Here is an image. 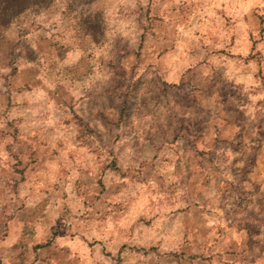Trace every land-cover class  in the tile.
Listing matches in <instances>:
<instances>
[{
	"label": "rangeland",
	"instance_id": "1",
	"mask_svg": "<svg viewBox=\"0 0 264 264\" xmlns=\"http://www.w3.org/2000/svg\"><path fill=\"white\" fill-rule=\"evenodd\" d=\"M12 1L0 264H264V127L222 154L236 77L198 72L232 29L195 0Z\"/></svg>",
	"mask_w": 264,
	"mask_h": 264
},
{
	"label": "crops",
	"instance_id": "2",
	"mask_svg": "<svg viewBox=\"0 0 264 264\" xmlns=\"http://www.w3.org/2000/svg\"><path fill=\"white\" fill-rule=\"evenodd\" d=\"M195 1L199 2L204 15L207 14L210 24L214 22L220 27L225 22L232 29L233 35L228 38L218 34L210 36L206 63L198 68V72L202 77H236L233 86L240 93V99L233 105L235 115L223 122L228 134L223 131L222 137L230 143L220 152L230 157L244 155L247 153H240L234 142L253 139L264 127V0ZM254 77L259 83H254ZM251 149L253 152L258 150L256 146L243 148L244 151ZM235 164H230L233 171L238 166L237 162Z\"/></svg>",
	"mask_w": 264,
	"mask_h": 264
},
{
	"label": "trees",
	"instance_id": "3",
	"mask_svg": "<svg viewBox=\"0 0 264 264\" xmlns=\"http://www.w3.org/2000/svg\"><path fill=\"white\" fill-rule=\"evenodd\" d=\"M40 1V0H38ZM24 3V0H20L18 2L19 7L20 4ZM14 2L12 0H0V20L6 21V26L8 22L12 21V18L19 14L18 10L19 8H14ZM23 7H21V10Z\"/></svg>",
	"mask_w": 264,
	"mask_h": 264
}]
</instances>
